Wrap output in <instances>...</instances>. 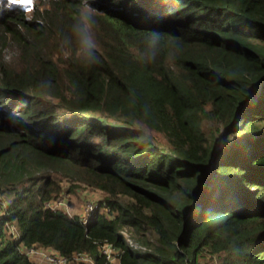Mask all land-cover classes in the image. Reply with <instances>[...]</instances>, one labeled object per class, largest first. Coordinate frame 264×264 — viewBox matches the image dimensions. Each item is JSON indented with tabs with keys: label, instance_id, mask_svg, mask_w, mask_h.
Wrapping results in <instances>:
<instances>
[{
	"label": "trees",
	"instance_id": "trees-1",
	"mask_svg": "<svg viewBox=\"0 0 264 264\" xmlns=\"http://www.w3.org/2000/svg\"><path fill=\"white\" fill-rule=\"evenodd\" d=\"M65 176L87 223L46 205ZM104 241L264 264V0H0V264Z\"/></svg>",
	"mask_w": 264,
	"mask_h": 264
},
{
	"label": "rangeland",
	"instance_id": "rangeland-1",
	"mask_svg": "<svg viewBox=\"0 0 264 264\" xmlns=\"http://www.w3.org/2000/svg\"><path fill=\"white\" fill-rule=\"evenodd\" d=\"M224 130V129H223ZM222 139L220 143H222ZM62 193L59 197L52 199L53 201L62 200L63 204L59 208L65 209L71 215H78L81 213L88 201L97 202L104 197V193L101 189L86 184L83 181L75 179L72 181L69 177L65 176L61 180ZM49 201V200H48ZM47 201V202H48ZM35 253L30 254L31 258L39 264H50L48 258L42 254V249L46 252H50L49 248L35 247ZM198 264H219L216 258L211 257L208 253L206 255H199Z\"/></svg>",
	"mask_w": 264,
	"mask_h": 264
},
{
	"label": "built area",
	"instance_id": "built-area-1",
	"mask_svg": "<svg viewBox=\"0 0 264 264\" xmlns=\"http://www.w3.org/2000/svg\"><path fill=\"white\" fill-rule=\"evenodd\" d=\"M62 204H63L62 200L59 201L49 200L48 202H46V205L53 209H58ZM97 206H98L97 202L94 203L92 201H88L84 210L78 214L81 221L87 223L90 217L92 216L94 210L97 208ZM121 231L127 237L130 245L133 248L141 249V250L147 249L145 244L137 241L134 238V236L132 235V233L128 228L124 227ZM36 250L38 249L33 246L27 250V254L28 255L33 254L36 252ZM100 250L110 263L120 264L121 250L114 243L110 241H104L103 243L100 244ZM41 253L44 254L46 258H48L50 264H76L77 261L80 260L92 261V257L84 252H77L73 256H66L54 249H51L50 252H46L42 249Z\"/></svg>",
	"mask_w": 264,
	"mask_h": 264
},
{
	"label": "snow or ice",
	"instance_id": "snow-or-ice-1",
	"mask_svg": "<svg viewBox=\"0 0 264 264\" xmlns=\"http://www.w3.org/2000/svg\"><path fill=\"white\" fill-rule=\"evenodd\" d=\"M13 2L15 3V2H16V0H13ZM24 2H25V3H30V2H31V0H24Z\"/></svg>",
	"mask_w": 264,
	"mask_h": 264
},
{
	"label": "clouds",
	"instance_id": "clouds-1",
	"mask_svg": "<svg viewBox=\"0 0 264 264\" xmlns=\"http://www.w3.org/2000/svg\"><path fill=\"white\" fill-rule=\"evenodd\" d=\"M12 2H13V0H12Z\"/></svg>",
	"mask_w": 264,
	"mask_h": 264
}]
</instances>
